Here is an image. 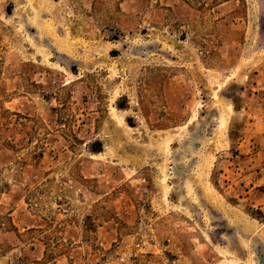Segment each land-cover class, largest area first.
Listing matches in <instances>:
<instances>
[{
	"label": "rangeland",
	"instance_id": "1",
	"mask_svg": "<svg viewBox=\"0 0 264 264\" xmlns=\"http://www.w3.org/2000/svg\"><path fill=\"white\" fill-rule=\"evenodd\" d=\"M0 264H264V0H0Z\"/></svg>",
	"mask_w": 264,
	"mask_h": 264
},
{
	"label": "bare ground",
	"instance_id": "2",
	"mask_svg": "<svg viewBox=\"0 0 264 264\" xmlns=\"http://www.w3.org/2000/svg\"><path fill=\"white\" fill-rule=\"evenodd\" d=\"M226 121V120H225ZM224 122V121H223ZM222 123V122H221Z\"/></svg>",
	"mask_w": 264,
	"mask_h": 264
}]
</instances>
